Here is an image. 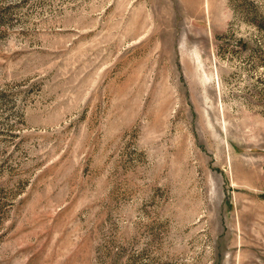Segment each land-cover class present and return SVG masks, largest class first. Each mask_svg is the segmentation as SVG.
Here are the masks:
<instances>
[{
    "label": "rangeland",
    "instance_id": "rangeland-1",
    "mask_svg": "<svg viewBox=\"0 0 264 264\" xmlns=\"http://www.w3.org/2000/svg\"><path fill=\"white\" fill-rule=\"evenodd\" d=\"M250 257L264 0H0V264Z\"/></svg>",
    "mask_w": 264,
    "mask_h": 264
},
{
    "label": "crops",
    "instance_id": "crops-1",
    "mask_svg": "<svg viewBox=\"0 0 264 264\" xmlns=\"http://www.w3.org/2000/svg\"><path fill=\"white\" fill-rule=\"evenodd\" d=\"M248 255V254H246ZM258 264L257 260L254 259L253 257H250V258H243L242 261H241V264Z\"/></svg>",
    "mask_w": 264,
    "mask_h": 264
}]
</instances>
